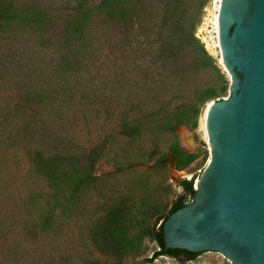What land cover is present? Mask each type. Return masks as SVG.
I'll return each instance as SVG.
<instances>
[{"label": "rangeland", "instance_id": "obj_1", "mask_svg": "<svg viewBox=\"0 0 264 264\" xmlns=\"http://www.w3.org/2000/svg\"><path fill=\"white\" fill-rule=\"evenodd\" d=\"M61 1L57 0L58 5ZM88 1L97 6L106 0ZM146 1L161 7L158 0ZM217 14V0H206L196 32L214 59L213 64L185 78L172 77L165 85V99L171 107L182 105L177 111L176 130L156 121L145 123L141 136L131 145L121 125L127 117L122 103L133 93L136 81V75L130 73L135 59L133 49L122 45L126 41L123 30L115 29L109 34L115 43L113 54L103 41L105 28L99 24L92 28L89 36L93 44L86 51V67L82 74L70 77L74 87L84 85V91L76 96L79 101L67 110L65 105L66 111L57 124L52 115L46 119L59 133H54L57 138L66 137L61 132L66 127L69 138H75L87 159L92 158L96 147H101L100 156L94 159V176L99 181L76 199H70L69 226L63 235L23 240L25 219L36 216V208L25 201L32 191H42L47 184L33 170L25 149L0 159V264H209L197 257L186 260L162 255L154 261L150 259L159 250L151 235L158 224L154 212L161 208L168 212L172 203L185 195L181 181L194 179L196 185L211 159L207 110L212 102L222 99L231 85L215 32ZM20 62L18 57L10 70L1 74L5 89L2 94L11 100L20 96ZM145 62L151 68L146 59ZM127 67L128 89L121 91L118 80ZM189 99L193 107L187 105ZM194 109H199L198 115ZM134 117L131 113L128 120L134 121ZM95 235L100 243L94 240Z\"/></svg>", "mask_w": 264, "mask_h": 264}, {"label": "trees", "instance_id": "obj_2", "mask_svg": "<svg viewBox=\"0 0 264 264\" xmlns=\"http://www.w3.org/2000/svg\"><path fill=\"white\" fill-rule=\"evenodd\" d=\"M158 1L160 9L156 3L148 5L146 0H106L97 6L90 5L88 0H63L61 5L57 0H0V159L25 149L33 170L47 184L42 191H32L25 201L36 208V216L25 219L23 240L48 238L54 233L63 235L69 226L70 199H76L99 181L94 176V159L100 156L101 147H96L92 158L87 159L75 138H69L66 127L61 130L66 137L57 138L55 134L59 133L46 119L52 115L57 124L69 105L79 101L76 96L84 91V85L74 87L70 77L82 74L86 67V51L93 44L89 33L94 26L105 28L103 41L113 54L115 43L109 34L115 29L123 30L126 41L122 45L133 49L135 59L130 73L136 75V81L133 93L122 103L127 117L121 126L128 144L141 136L145 123L156 121L176 130L177 111L182 105L172 108L165 99L167 80L175 76L185 78L214 62L196 34L206 0ZM18 57L22 65L17 74L21 78L20 96L11 100L2 94L5 89L1 74L9 71ZM111 57L108 59L113 62ZM145 59L151 68L145 66ZM126 72L128 67L118 80L121 91L128 89ZM191 102L189 99L187 105L193 107ZM131 113L135 115L134 121L128 120ZM193 113L198 115L199 109ZM180 186L185 195L175 200L168 212L161 208L153 214L158 224L151 235L159 250L151 261L162 255L190 260L198 254L167 249L165 245L164 222L195 196L194 179L184 178ZM94 240L100 243L96 235Z\"/></svg>", "mask_w": 264, "mask_h": 264}, {"label": "water", "instance_id": "obj_3", "mask_svg": "<svg viewBox=\"0 0 264 264\" xmlns=\"http://www.w3.org/2000/svg\"><path fill=\"white\" fill-rule=\"evenodd\" d=\"M217 6L231 85L208 107L211 159L194 199L168 216L163 236L167 249L209 264H264V0Z\"/></svg>", "mask_w": 264, "mask_h": 264}, {"label": "bare ground", "instance_id": "obj_4", "mask_svg": "<svg viewBox=\"0 0 264 264\" xmlns=\"http://www.w3.org/2000/svg\"><path fill=\"white\" fill-rule=\"evenodd\" d=\"M218 19H219V14H217V16L215 17V24H216V26H215V28H216V33H218L219 34V21H218ZM217 42H219V40H217ZM218 45H220V44H218ZM221 49V48H220ZM207 112H208V110H207ZM207 118V117H206Z\"/></svg>", "mask_w": 264, "mask_h": 264}, {"label": "built area", "instance_id": "obj_5", "mask_svg": "<svg viewBox=\"0 0 264 264\" xmlns=\"http://www.w3.org/2000/svg\"><path fill=\"white\" fill-rule=\"evenodd\" d=\"M214 26H216L215 22H214ZM215 32H216V28H215ZM217 40H219V34L218 33H217Z\"/></svg>", "mask_w": 264, "mask_h": 264}]
</instances>
